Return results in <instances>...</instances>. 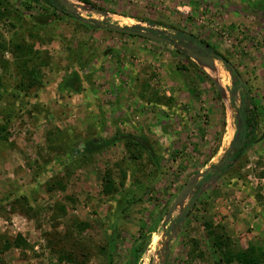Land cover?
Wrapping results in <instances>:
<instances>
[{"label":"rangeland","instance_id":"rangeland-1","mask_svg":"<svg viewBox=\"0 0 264 264\" xmlns=\"http://www.w3.org/2000/svg\"><path fill=\"white\" fill-rule=\"evenodd\" d=\"M8 1L0 6V44L31 48L30 66L41 82L19 91L14 58L0 50V201L6 200L0 264H71L61 260L66 253L78 264H109L110 242L111 264H126L144 239L149 245L136 264H163L165 255L167 264H216L205 244V221L224 226L242 248L264 245V0H93L106 15L78 8L81 18L107 25L168 37L176 29L205 41L239 74L236 105L247 92L246 107L257 108L259 141L230 172L209 182L198 209L172 227L181 211L168 219L176 198L193 177L224 162L236 130L237 113L218 99L219 90L183 47L196 48L175 37L184 46L113 33L29 0ZM31 16L53 19L36 24ZM212 66L229 97L233 75L221 62ZM74 72L82 78L81 92L66 84ZM124 133L146 137L159 167L145 153L134 160L124 143L72 155L83 142ZM66 159L49 192L40 176ZM106 173L118 190L112 196L104 194ZM58 180L65 192L54 186ZM17 239L28 247H10ZM193 241L199 242L196 256Z\"/></svg>","mask_w":264,"mask_h":264},{"label":"trees","instance_id":"trees-1","mask_svg":"<svg viewBox=\"0 0 264 264\" xmlns=\"http://www.w3.org/2000/svg\"><path fill=\"white\" fill-rule=\"evenodd\" d=\"M77 1L86 5L96 7V4L93 0H77ZM28 4L29 5L42 4L48 6L49 8L55 9L57 12H61L65 14L69 18L72 19L74 18L73 16L65 12V9L60 5L58 0H29ZM2 5L8 7L11 4L8 0H0V6ZM28 9H30L29 6ZM15 12L17 13V11ZM0 17H2L1 14ZM48 17L31 16L32 20L36 24H46V21L48 19L50 20L53 19L51 17L50 18ZM182 35L186 40L196 43L198 47H201L203 49H209L211 52H215L216 55L223 58L225 61L229 62L228 59H226L221 53L215 51L205 41L197 40L196 38H193L186 34H182ZM130 37L136 38L134 36H130ZM0 50L10 51L12 57L14 58L17 75L21 77V81L18 84L19 91L25 92L35 87V85L40 84L41 82L40 72H37L35 69L32 68V66H30V63L32 61L30 53L33 52L31 48H29L25 44H20L17 43L16 41H12V43H10L7 46H5V44H0ZM191 63L195 65L198 68V70H201L194 62ZM224 67L228 72L234 73L230 68L233 67L232 64L231 66L224 64ZM201 72L204 75H206L202 70ZM208 76L206 75L205 77L208 80H210ZM232 78L234 80L233 81L234 86L230 89V92L233 95L234 92L238 90V87L240 85L239 74L237 75L234 74ZM66 84L70 89H73L76 92L82 91L83 81L78 72L72 73L71 76L68 78ZM248 95L249 94L245 92L244 98L242 100V105L240 107L236 105L234 98L231 99V105L239 115V119H235L237 130L235 131V136L232 141V148L233 150H235V153L229 156L227 164L225 162L223 163L222 167L219 170L220 174L219 172L215 174L210 173L209 175L203 178L204 181L208 182L212 178L217 176L219 177V179H221L224 175L230 172L234 164L237 163V161H239L248 152V150L259 141V128H260L259 114L257 108H254V110L251 111L248 110V108L246 107L245 101ZM218 99L221 100L219 94H218ZM167 101L171 103L174 100L168 99ZM252 104L254 105L253 102ZM117 143H124L126 149L128 150L129 153H131V157L134 160L139 159L142 153H145L149 157L150 161L154 163L156 167H159L160 159L156 154L152 144L149 142V140L144 136H135L132 134H125V133L116 135L113 138L106 140L105 142H102V140L100 139H94V140H89L88 142H83L77 148H75L72 155L74 157L81 155L82 156L95 155L100 153L102 150L106 149L107 147L111 145H115ZM134 151L136 152L134 153ZM68 162H69L68 159H66L63 162H58L56 160L55 162H53V166L51 167L50 165V167L47 170H45L44 173H42V176H40L41 178L46 180L47 190L49 192L53 191L52 184L50 183L52 180L58 177L57 173L59 172L58 169L59 165H61L62 163L67 165ZM103 184H104V194H106L107 196H112L118 191L111 173L105 174L103 178ZM54 186H57L58 187L57 189H60L63 192H65L67 189L66 184H64L63 181H59V180L58 182L54 183ZM4 201L6 200L0 201V205L5 203ZM198 205H201V202L198 203L192 209H190L186 215L192 214L194 211H196L198 209L197 208ZM83 227L85 226L83 225ZM203 229L206 232L205 244L207 250L216 264H264V245L261 242L255 241L250 243L247 248H242L233 241L232 237L228 234L224 226H215L212 221L211 222L205 221L203 222ZM137 241L139 242L140 240ZM113 243L114 242L109 243V247H110L108 254L109 264H111L113 261V253H114V249H112ZM198 244L199 242L193 241V250L191 252V256L194 255L196 256V252L198 251V247H199ZM12 245L14 247H24V248L28 247L22 239H17L9 244L10 247ZM148 245L149 243L148 240L146 239L141 241L139 244H137L136 242L135 247L132 249V252L130 253L129 259L127 260L126 264H136L137 261L140 259L141 255L148 247ZM198 255L199 256L197 258L204 257L203 252H200ZM61 260H64L65 262H72L71 264H78L76 262V259L72 261L71 253H66L65 258H61ZM79 264L81 263L79 262Z\"/></svg>","mask_w":264,"mask_h":264},{"label":"water","instance_id":"water-1","mask_svg":"<svg viewBox=\"0 0 264 264\" xmlns=\"http://www.w3.org/2000/svg\"><path fill=\"white\" fill-rule=\"evenodd\" d=\"M58 1H59L60 5L65 9V12L67 14L73 16L74 19L78 20L79 22H81L83 24H91V25H94L96 28L106 29V30H109V31H111L113 33L127 35V36L140 37V38H143V39L155 42V43H159V44H171V45H178V46L182 45V46H184L183 43L176 44L175 42H173L171 40V37H175L177 39H182V41H184L186 43H191L196 49H192V48H188V47L184 46L183 48L185 49V53L190 59H192V60H194V61H196L198 63L199 68L206 75H207V73L203 70L202 63L203 64H209V63L216 64V62H221L223 64H227L228 66L229 65L231 66V64L229 62L225 61L223 58L219 57L214 52H211L209 49H203L201 47H198V45L196 43H194L192 41H189V40H186L183 37V35H182V34H185V33L179 32L176 29H170L171 35L168 37V36H165V35H160L158 32H153V31H150L148 29H143V28H141L139 26L122 27V26L117 25V24L107 25L104 22H101V21H98V20H95V19H91V18L84 19V18H81V16L78 14V12H79L78 8H81L82 5L92 9L93 11H95L97 13L106 15L105 13L98 11L97 9H95L94 7H92L90 5L83 4V3H81V2H79L77 0H58ZM70 1L76 2L77 5L72 6ZM198 50H199V52H198ZM230 68L234 72V73H230V74H232V75H234V74L237 75L238 74L237 71L233 67H230ZM208 78L216 86V88L219 90L220 96H221V98H223L225 100L226 105L229 106L231 109H233L237 113V111L231 105V99L232 98H234V101L236 103V98L235 97L237 96V94H236L237 92L235 91L234 94L232 95L230 90H229V97H228V92H227V90L225 89V87L222 84H220L219 82H216L215 80H213L209 76H208ZM239 80H240V85H242V81H241L240 78H239ZM224 92H226L228 102L225 99V93ZM238 107H240V106H238ZM236 119H239L238 113L236 115ZM235 125H236V123H235ZM236 130H237V126H236ZM234 136H235V134H234ZM233 151H235V150H233L232 144H231L229 150L226 153V157L224 159V162L226 164L228 163V158L232 154ZM223 163L222 164L221 163L218 164L214 168L210 167V168L206 169L204 173H199L197 176L193 177L192 180H190L187 183V185L183 188V190L181 191L179 196L176 198V201L174 202V205L172 206V208L170 209V211L168 213V219H171V217L173 215V212L175 210H177L181 206V211H180L179 215L171 222V227L174 225V223H176V222L177 223H181L183 221V219L186 217L187 212L196 205V203L198 201V197L205 190L204 189L205 186L208 185L209 182H211V181L214 182V181H217L219 179V177L217 176V177L212 178L208 182L203 180V178L205 176L209 175L210 173H214L215 174V173L219 172V170L222 167ZM219 174H220V172H219ZM201 179H202V182L200 184L201 185L200 192L197 194V196L194 197V199L192 200V202L190 204H187L186 206H184L183 204L185 203L187 197L195 195V189L197 188V186H198V184H199ZM168 235L171 236L170 233ZM163 264H167L166 255L164 256Z\"/></svg>","mask_w":264,"mask_h":264},{"label":"bare ground","instance_id":"bare-ground-1","mask_svg":"<svg viewBox=\"0 0 264 264\" xmlns=\"http://www.w3.org/2000/svg\"><path fill=\"white\" fill-rule=\"evenodd\" d=\"M210 64V63H209ZM209 64H203L202 63V68L204 70H206L205 72L208 73V75L210 76V78H212L213 80H215L216 82H219L220 84L223 85V83L220 81V78L218 76V70L216 69V67H213L212 64L209 65ZM223 78V77H222ZM225 93V99L228 101L227 99V95H226V92Z\"/></svg>","mask_w":264,"mask_h":264},{"label":"flooded vegetation","instance_id":"flooded-vegetation-1","mask_svg":"<svg viewBox=\"0 0 264 264\" xmlns=\"http://www.w3.org/2000/svg\"><path fill=\"white\" fill-rule=\"evenodd\" d=\"M215 53V52H214Z\"/></svg>","mask_w":264,"mask_h":264}]
</instances>
